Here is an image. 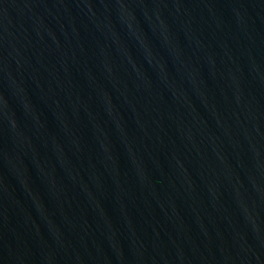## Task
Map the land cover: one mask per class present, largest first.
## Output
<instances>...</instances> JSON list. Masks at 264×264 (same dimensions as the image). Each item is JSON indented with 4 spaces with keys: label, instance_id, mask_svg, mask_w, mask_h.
Masks as SVG:
<instances>
[{
    "label": "water",
    "instance_id": "obj_1",
    "mask_svg": "<svg viewBox=\"0 0 264 264\" xmlns=\"http://www.w3.org/2000/svg\"><path fill=\"white\" fill-rule=\"evenodd\" d=\"M0 264H264V0H0Z\"/></svg>",
    "mask_w": 264,
    "mask_h": 264
}]
</instances>
